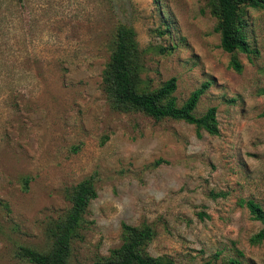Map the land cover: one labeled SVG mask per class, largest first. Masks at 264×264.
<instances>
[{
	"label": "rangeland",
	"instance_id": "rangeland-1",
	"mask_svg": "<svg viewBox=\"0 0 264 264\" xmlns=\"http://www.w3.org/2000/svg\"><path fill=\"white\" fill-rule=\"evenodd\" d=\"M245 20L252 52L228 54L207 0H0V264H29L22 246L48 250V222L86 179L97 197L69 264L109 256L124 223L153 228V257L223 264L241 251L264 264V242H249L261 226L240 204L264 209V9L247 7ZM119 25L141 51L136 88L174 78L182 106L209 83L193 114L215 107L218 136L111 108L102 73Z\"/></svg>",
	"mask_w": 264,
	"mask_h": 264
},
{
	"label": "trees",
	"instance_id": "trees-1",
	"mask_svg": "<svg viewBox=\"0 0 264 264\" xmlns=\"http://www.w3.org/2000/svg\"><path fill=\"white\" fill-rule=\"evenodd\" d=\"M264 9V0H207L210 15L216 20L215 32L219 35V46L225 53L249 54L252 52L247 40L245 20L246 8ZM109 62L102 73V85L106 99L114 110L135 111L156 121L170 119L194 125L198 131L209 136L219 135L216 108H209L202 116L193 112L200 97L209 87L201 85L193 91L182 106L177 105L172 93L176 90V80L171 78L156 91L147 92L137 89L131 77L132 63L139 58L141 51L136 33L125 25L116 26L110 41ZM232 68L239 71L240 62L234 61ZM264 96V93H263ZM27 183V179H25ZM97 192L91 181L78 183L69 195V208L48 222L46 237L51 246L46 251L31 247H19L16 256L29 264H69L72 239L79 227L81 217L89 203L96 199ZM251 219L260 224V229L251 236L252 245L264 242V209L253 200L242 201ZM199 218H203L200 213ZM155 237V231L148 224L132 226L122 224V243L110 251V255L94 264H178L169 257H153L145 252ZM229 258L223 264H244L243 253ZM202 264H210L205 262Z\"/></svg>",
	"mask_w": 264,
	"mask_h": 264
}]
</instances>
